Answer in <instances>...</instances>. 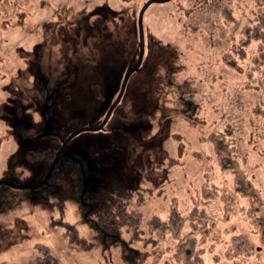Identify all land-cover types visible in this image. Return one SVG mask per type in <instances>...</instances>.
<instances>
[{
	"label": "rangeland",
	"instance_id": "374dc122",
	"mask_svg": "<svg viewBox=\"0 0 264 264\" xmlns=\"http://www.w3.org/2000/svg\"><path fill=\"white\" fill-rule=\"evenodd\" d=\"M256 21L264 0H0V262L36 264L46 244L60 264H264L258 42L225 57ZM82 194L126 200L143 239H100ZM172 210L180 228L149 233ZM234 234L252 255L227 253Z\"/></svg>",
	"mask_w": 264,
	"mask_h": 264
},
{
	"label": "trees",
	"instance_id": "16d2710c",
	"mask_svg": "<svg viewBox=\"0 0 264 264\" xmlns=\"http://www.w3.org/2000/svg\"><path fill=\"white\" fill-rule=\"evenodd\" d=\"M228 10L229 9L227 8L225 10V13H227ZM252 41L258 42V53L257 57H255L253 61L254 66L262 68L261 71L264 74V27L260 24V22L256 21L253 22L252 25H245V27L243 28L242 39L238 44L234 43L231 51L226 53V61L231 67H237L229 59L232 56H238L241 59L245 58L246 49L250 46ZM88 60L90 63L93 62V60L91 59ZM117 107L118 106H116V108ZM61 161H63V158ZM68 162H70V165H72L73 171L79 176L82 175V172L84 173L86 171L87 166L83 165L78 160L72 159ZM56 167L54 168L56 169ZM55 169L52 170V174L48 178V182L51 179V176L57 171ZM80 199L82 201V213L85 216L86 222L100 239L111 238L114 243H117L119 242V234L121 230L126 231V233L130 235V239L132 242L143 239L142 235L144 231L142 229L143 218L141 217V213L137 209L130 208L129 203L126 200L117 197L112 199L109 204L94 205L92 204L93 200L88 198L86 194H82ZM183 221L184 218L180 211L172 210V213L167 221L161 220L159 217L150 219V221L148 222L149 233L150 231L154 230V228H157V226H163L164 228L169 227L170 230L171 228L173 230H176L180 228ZM192 240L193 239H191L190 241ZM230 243L231 244H229L228 246L229 250L227 253H229L232 258H236L239 256H250L252 255V251H254V242L246 234H234L231 237ZM189 244L190 242H180V244L178 245L179 251L176 254L177 258H179L180 255H184L183 253L185 251V248L187 246L189 247ZM195 247L196 245L193 242L191 248ZM36 250V264H60L59 258L53 253L48 245L38 244L36 246ZM203 252L204 249L201 247H199L198 249H191L189 254L191 261L193 263L198 261L202 262L204 260L201 255ZM184 263L187 264L186 261ZM0 264L16 263L2 261L0 262Z\"/></svg>",
	"mask_w": 264,
	"mask_h": 264
},
{
	"label": "water",
	"instance_id": "95a60500",
	"mask_svg": "<svg viewBox=\"0 0 264 264\" xmlns=\"http://www.w3.org/2000/svg\"><path fill=\"white\" fill-rule=\"evenodd\" d=\"M149 3H150V2H149ZM141 19H142V15H141V17H140V21H139L140 26H141V24H142V23H141V21H142ZM142 57H143V34H142V29H141V52H140V58H139V62H138L137 67L140 65L141 60H142ZM133 71H134V69L131 70V71L127 74V76H126V78H125V80H124V82H123V85H122V88H121V93H120V95H119L117 101H119V99L121 98V95H122V93H123V91H124V89H125L126 82H127L129 76L132 74ZM114 106H115V105H113V106L110 108V110H109V112H108V114H107V116H106V118H105V120H104V122L102 123L101 126H103V125L106 123V121L108 120L109 115H110V113L112 112V109L114 108ZM85 129H87V130H88V129H89V130H94L93 128H85ZM81 130H82V129H81ZM81 130H80V131H81ZM66 142H67V141H65V143H66ZM65 143H64V144H65ZM63 147H64V146H63ZM63 147H62V148H63ZM54 165H55V164H53V165L51 166V168H50L49 172L47 173L45 179L43 180V182H42L40 185H43V184H45V183L47 182L48 178H49L50 175H51V172H52V170H53ZM0 184H1V183H0ZM40 185H39V186H40Z\"/></svg>",
	"mask_w": 264,
	"mask_h": 264
}]
</instances>
